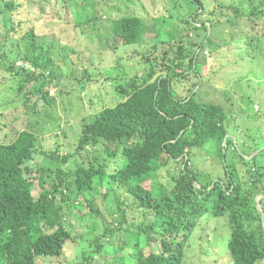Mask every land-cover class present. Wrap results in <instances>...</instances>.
Segmentation results:
<instances>
[{
    "label": "rangeland",
    "instance_id": "1",
    "mask_svg": "<svg viewBox=\"0 0 264 264\" xmlns=\"http://www.w3.org/2000/svg\"><path fill=\"white\" fill-rule=\"evenodd\" d=\"M4 1L0 0V141L9 142L26 128L33 131L36 147L40 150L36 162L55 178H63H56L54 198L63 210L61 230L66 244L59 258H39L37 264H134L135 259L127 257L128 252L135 249L131 246L135 243L129 239V232L148 234L152 241L154 227L162 226L164 219L157 206L140 208L128 187L116 181L113 162L105 164L109 160L104 151L106 146L101 144L94 148L99 159L91 161L92 151L77 153L76 148L83 120L90 122L89 119L102 112V108L114 106L115 100L120 101L117 86L134 77L143 78L146 69L154 71L155 77L160 76V66L152 67L146 61L148 56L151 62L157 60L158 64L170 65L169 61L176 57L174 53L185 50L188 59L175 72L185 79L172 77L174 95L183 99L198 92L199 99L215 101L227 109L229 138H233L234 145L229 151L224 146L222 151H228V162L234 164L240 183L247 188L246 182H251L249 172L254 171V167L253 156L247 157L244 153L246 150L252 152L255 144L264 145V0H204V15L209 14L212 24L208 32L212 41L201 49L186 38L189 29L195 27L182 20L188 19L198 7L188 0H163L160 4L159 0H10L20 8L16 13L8 11ZM254 14L260 17L256 19ZM124 18H142L148 25V37L139 44H129L120 36H114L113 20ZM31 29L35 30L43 60L53 62L44 72L52 80L45 89L50 101L41 96L29 100L27 96V100L21 102L22 95L16 93L20 79L7 70L10 63L16 62L25 52L22 37ZM193 34L191 40L202 41L205 37L201 29ZM154 47H158L157 50ZM195 50L196 57L199 56V76L194 69H188ZM167 51L171 52L170 60L164 61ZM21 66L17 62V67ZM199 79L200 84L196 86ZM57 149L59 159L63 160L70 152L75 155L62 163L48 156ZM263 150L264 146L256 154ZM220 151L218 142L212 141L190 152V167L197 188L209 186L212 189L215 183L217 187L228 185L226 164ZM246 161L250 164L244 166ZM99 164L109 165L110 183L106 179L103 186L88 195L100 213L97 216L91 214L78 189H67L63 182L77 186L80 179L71 174L76 171L75 166ZM180 170V164L170 162L145 183L146 187L152 185L154 189L171 191ZM219 178L223 179L218 181ZM34 195L38 199V189ZM261 199L257 197L256 203ZM77 206L83 208L77 209ZM207 207L209 211L204 209L189 223L194 231L183 263L232 264L230 216L217 218L211 209L213 206ZM123 211L126 223L120 226L121 230L113 234L106 232L117 228L119 224L114 222L121 221ZM43 232L52 234L55 229L44 226ZM144 243L145 240L141 244ZM150 246H146V252L154 251ZM260 264H264V259Z\"/></svg>",
    "mask_w": 264,
    "mask_h": 264
},
{
    "label": "trees",
    "instance_id": "2",
    "mask_svg": "<svg viewBox=\"0 0 264 264\" xmlns=\"http://www.w3.org/2000/svg\"><path fill=\"white\" fill-rule=\"evenodd\" d=\"M162 1L159 0L158 4ZM188 1L198 7L188 19L182 20L186 24L193 23L195 27L189 29L186 38L189 42L192 41L193 46L201 49L212 41L208 35L212 27L211 19L209 14L204 15V0ZM4 4L12 13L20 10L17 3L10 0H5ZM253 16L258 19L260 14ZM17 21L19 25L22 24V21ZM112 27L114 36H120L129 44H139L140 40L149 35L148 25L142 18L114 19ZM197 29L205 33L202 41L191 40ZM12 30L16 31L13 23ZM131 39L134 42H130ZM22 40L25 52L7 67L13 77L20 79L16 93L22 95L21 102L26 101L27 96L29 100L33 96L37 99L41 96L50 101V94L45 89L52 80L44 72L53 62L43 60L34 29L24 32ZM157 48L154 47V50ZM196 52L197 50L189 61L188 69H194L199 76V56L196 57ZM184 53L185 50L175 52V59L169 61L171 52H165L163 59L169 61L170 65L158 64L157 60L151 62V57L148 56L146 61L152 67L160 66V76L155 77L154 71L146 69L143 78L134 77L117 86L120 101L115 100L112 104L114 106L102 108V112L89 119L90 122L83 120L77 153L92 151L91 161L99 159V153L94 148L101 144L106 146L104 151L109 160H115H106L105 164L113 162L116 181L128 187L140 208L151 209L157 206L163 216L162 226L154 227L152 241L148 234L129 232V239L135 243L131 246L135 249L128 252L127 257L135 259L134 264H184L185 251L194 231L189 223L199 212L204 209L209 211L207 206L210 204L215 217L230 216L229 257L232 264H260L264 259V152L256 153L264 145L255 144L256 148L252 152L246 150L244 153V156H253L251 162L254 167V171L249 172L251 182H246L245 188L234 170V164L228 162V149L234 145V140L227 138L230 135L227 109L215 101L199 99L198 92L183 99L174 95L172 77L185 79L184 75L175 73L188 59V55ZM17 62L22 66L17 67ZM49 75L52 77L51 73ZM199 84L200 79L196 86ZM212 141H217L220 147L219 154L226 164L228 185L217 187L215 183L212 189L209 186L199 189L190 167V152L194 148L206 147ZM36 143V134L27 128L17 132L9 142L0 141V264H37L39 258L56 259L61 256L66 244L61 230L60 213L63 210L56 205L54 198L56 178H63H55L54 174L44 170L36 162V156L40 153ZM225 148L228 151L224 153L222 150ZM74 155L70 152L63 160L59 159L57 149L53 151V155L48 156L66 163ZM239 157L244 160L243 156ZM173 161L181 167L179 176L175 178L174 189L168 191L154 189L152 185L146 187L145 183ZM249 164L246 161L244 166ZM108 166H75L76 171L71 174L80 179L79 185L63 182L67 189L76 187L80 196H84L91 214L95 213L97 216L100 213L88 195L103 186L106 179L110 183L107 177L110 173ZM222 179L219 178L218 181ZM95 181L98 182L97 186L94 185ZM37 189L38 199L34 195ZM259 196H263L260 200L262 213L256 203ZM76 208L81 209L83 206ZM124 216L123 211L121 221L114 222L119 224L117 228L107 229L106 232H119L120 226L126 223ZM250 223H257L258 226L252 227ZM44 226L55 229V232H43ZM143 240L145 243L141 244ZM146 246L152 247L154 251L146 252Z\"/></svg>",
    "mask_w": 264,
    "mask_h": 264
},
{
    "label": "water",
    "instance_id": "3",
    "mask_svg": "<svg viewBox=\"0 0 264 264\" xmlns=\"http://www.w3.org/2000/svg\"><path fill=\"white\" fill-rule=\"evenodd\" d=\"M226 141V140H225ZM259 197H262L263 198V196H259ZM258 205L261 207V210L263 211V209H262V204L260 203V201L258 202Z\"/></svg>",
    "mask_w": 264,
    "mask_h": 264
},
{
    "label": "clouds",
    "instance_id": "4",
    "mask_svg": "<svg viewBox=\"0 0 264 264\" xmlns=\"http://www.w3.org/2000/svg\"><path fill=\"white\" fill-rule=\"evenodd\" d=\"M40 96V95H39ZM227 138H229V136L227 137ZM227 138L225 139V140H227ZM236 139V138H235ZM224 143H226V141L224 142ZM245 144V143H244Z\"/></svg>",
    "mask_w": 264,
    "mask_h": 264
}]
</instances>
